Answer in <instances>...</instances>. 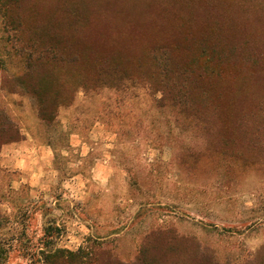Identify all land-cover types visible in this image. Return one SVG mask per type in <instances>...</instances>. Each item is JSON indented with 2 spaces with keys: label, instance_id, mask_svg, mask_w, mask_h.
Returning <instances> with one entry per match:
<instances>
[{
  "label": "rangeland",
  "instance_id": "374dc122",
  "mask_svg": "<svg viewBox=\"0 0 264 264\" xmlns=\"http://www.w3.org/2000/svg\"><path fill=\"white\" fill-rule=\"evenodd\" d=\"M238 1L264 15V0ZM7 37L0 17V108L20 132L0 148V264H40L41 252L79 248L125 263L144 248L149 263L156 229L208 249L193 258L186 249L168 254L158 240L150 256L160 264L163 255L172 264H205L208 256L216 264H264V150L248 161L213 153L187 159L184 149L204 150L207 140H190L192 127L181 132L166 107L156 108L159 93L123 77L78 90L43 123L25 91L9 92L3 81L22 72ZM191 164L197 169L187 170Z\"/></svg>",
  "mask_w": 264,
  "mask_h": 264
},
{
  "label": "trees",
  "instance_id": "16d2710c",
  "mask_svg": "<svg viewBox=\"0 0 264 264\" xmlns=\"http://www.w3.org/2000/svg\"><path fill=\"white\" fill-rule=\"evenodd\" d=\"M256 10L238 0H0L7 43L22 62L21 74L3 81L9 92L22 88L50 124L78 90L132 79L159 93L156 108L166 107L181 132L192 127L190 140H207L204 150L184 149L187 159L248 161L264 150V30L250 29L264 27V15ZM19 138L0 108V148ZM233 143L243 149L227 148ZM149 240V263L144 248L132 263L79 248L41 252L40 264H160L150 252L162 243L166 253L186 249L192 258L208 250L176 230H152ZM205 264L216 263L208 256Z\"/></svg>",
  "mask_w": 264,
  "mask_h": 264
}]
</instances>
